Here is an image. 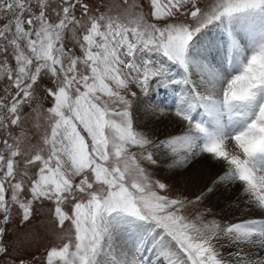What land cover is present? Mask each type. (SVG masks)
Masks as SVG:
<instances>
[{"label": "rangeland", "instance_id": "1", "mask_svg": "<svg viewBox=\"0 0 264 264\" xmlns=\"http://www.w3.org/2000/svg\"><path fill=\"white\" fill-rule=\"evenodd\" d=\"M25 2L0 0V264H223L233 225L165 182L138 106L189 115L204 68L247 80L223 22L262 40L264 0H30L14 25Z\"/></svg>", "mask_w": 264, "mask_h": 264}, {"label": "bare ground", "instance_id": "2", "mask_svg": "<svg viewBox=\"0 0 264 264\" xmlns=\"http://www.w3.org/2000/svg\"><path fill=\"white\" fill-rule=\"evenodd\" d=\"M245 16L253 19L251 15ZM243 17L244 15H240L238 19H226L223 26L227 28L230 39L237 47L238 56L246 63L250 73L244 77L247 80L236 81L232 83V87L226 86L222 82L223 76H226L224 71H220L223 73L218 76L201 68L203 75L192 79V82H198L197 86L191 84L190 90L193 89V93L186 101L181 102L193 104V107L189 106V115L180 117L178 113H171L156 104L154 108H150L152 104L148 102V105L139 102L138 110H143L153 120L148 125L155 129L152 130L153 133H158L163 138L158 156L160 175L165 182L182 189L189 197L202 196L213 211L220 214L221 219L233 225L219 235L223 264H264V169L258 170L252 166L244 151L253 146L257 135L252 133L251 139L245 140L241 136L246 131L243 134L232 133L225 125L229 118L225 113L236 106H243L247 110L246 115H251L252 106L257 100L251 89L258 91L253 87L257 85L255 80L259 75L264 80V38L261 40L262 36L258 32L257 36L253 35L247 28L250 26L241 22ZM256 23L258 31L264 30V23ZM13 24L15 25V21ZM256 47L261 49V54L256 53ZM197 49L200 50V46ZM183 64L193 71L195 64L190 59H185ZM194 76L195 74L193 78ZM200 78L205 80H199ZM226 94L230 95L227 97ZM197 105H200L198 115L204 121H195L194 125L192 121ZM260 105L264 107L263 98L257 102V106ZM241 119L236 113L233 127L237 131L240 125H245ZM207 125L214 126V131ZM255 127H258L256 123ZM198 133L201 135L198 136ZM237 140L242 141L241 145ZM146 232H153V238L157 237L166 243V238L158 230L154 232L147 229ZM116 235L118 236V232ZM121 245L124 246L123 242Z\"/></svg>", "mask_w": 264, "mask_h": 264}, {"label": "water", "instance_id": "3", "mask_svg": "<svg viewBox=\"0 0 264 264\" xmlns=\"http://www.w3.org/2000/svg\"><path fill=\"white\" fill-rule=\"evenodd\" d=\"M31 78V77H30ZM30 80V79H29Z\"/></svg>", "mask_w": 264, "mask_h": 264}]
</instances>
